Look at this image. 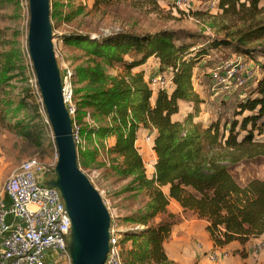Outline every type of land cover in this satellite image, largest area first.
<instances>
[{
	"label": "trees",
	"instance_id": "trees-1",
	"mask_svg": "<svg viewBox=\"0 0 264 264\" xmlns=\"http://www.w3.org/2000/svg\"><path fill=\"white\" fill-rule=\"evenodd\" d=\"M93 1L94 6H99L114 0ZM262 1L218 0V7L224 14L249 11L255 17L264 13V6L260 7ZM54 16L52 10L51 18ZM60 39L65 45L80 49L109 66L120 65L128 73L127 77L112 79L110 86L105 87L102 84L107 78L96 63L93 68L82 72L99 86L73 93L75 123L81 121L87 112L91 118L108 121L105 125L79 129L82 138L89 142L92 136L100 139L114 137V144L106 149L114 156L111 170L121 178H131V184L145 191L148 197L142 209L125 219L141 228L120 233L124 264L167 260L163 244L178 220L177 215L168 211L170 200L207 222L205 230L215 247L222 248L232 242L244 245L264 234V179H252L241 187L232 175L233 165L220 161L217 154L219 148L238 150L253 144L257 136L264 138V66H261L262 77L250 88L246 99L236 105L233 115L240 119L231 122L222 123L219 118L207 124L195 122L202 100L192 86L194 69L211 50H227L237 58L258 53L264 58V44L260 48L247 47L255 41L264 43V17L256 19L246 31L231 39L209 38L185 31L142 35L116 32L95 37L67 33ZM150 58L158 61L159 71L173 69V91L170 94L158 92L154 100L143 72L129 73ZM16 60L13 49L0 51V106L6 109L0 110V120L11 112V103L2 95L16 77L12 73ZM209 80L211 83L210 77ZM179 101L192 103L194 111L182 121H174L172 117L179 112ZM23 107H27L24 102L16 111ZM14 128L23 138L32 139L34 136L31 127H23L22 122L15 123ZM141 129H155L153 151L156 161L150 177L145 174L141 155L135 146L136 134ZM241 132L245 133L238 140ZM77 153L88 163L94 159L93 153ZM165 188L167 192H164ZM158 216L163 218L154 225L150 224ZM128 242H131V248L125 249V253L124 245Z\"/></svg>",
	"mask_w": 264,
	"mask_h": 264
},
{
	"label": "rangeland",
	"instance_id": "rangeland-1",
	"mask_svg": "<svg viewBox=\"0 0 264 264\" xmlns=\"http://www.w3.org/2000/svg\"><path fill=\"white\" fill-rule=\"evenodd\" d=\"M210 1L196 0L192 10L184 13L174 7L172 0H114L99 6H94L93 0H50V11L55 12V16L51 18L53 43L61 68L66 66L73 73V93L75 90L90 91L99 86L82 72L93 68L96 63L101 66L107 78L102 84L105 87L110 86L112 79L127 77L128 73L120 65L109 66L105 61L93 59L80 49L65 45L60 39L63 34L81 33L95 37L116 32L142 35L160 31H185L209 38L231 39L240 32L246 31L250 23L264 17V13L252 17L249 11L224 14L218 6L215 10H209L207 4ZM263 6L264 0L260 3V7ZM28 18V0H0V51L13 49L17 58L15 70L12 72L16 77L14 76L15 78L5 89L6 94L2 95L4 99H8L5 101L11 103V112L0 120V199L4 198L2 187L5 180L13 168L22 161L30 157H37L43 163L54 161V141L51 129L45 123L36 93L34 74L30 73L32 68L26 43ZM262 44L264 43L255 41L247 47L260 48ZM237 57L227 50H211L209 55L194 69L192 86L202 100L198 106V117L194 121H204L203 124H207L217 118L222 123L240 119L233 115L236 105L246 99L250 88L262 77L261 66H264V58L258 53L252 54L251 57H240L246 63L252 62L257 68L256 74L254 80L251 79L252 81L246 86L235 88L230 93H221L212 87L209 80L210 70L222 62ZM125 59L128 57L126 56ZM144 66L133 68L129 73L134 75L142 71L146 83L151 73L158 70L159 64L151 59ZM22 101L27 107L16 111V108L23 103ZM0 110L6 109L0 106ZM13 111L16 112L13 113ZM193 111V104L186 102L180 106L175 118L182 121ZM89 113L87 112L81 121L76 120L80 129L91 125L108 124L107 120L91 118ZM18 122H22L23 127H31L34 131L32 139L23 138L17 134L14 127ZM244 133L241 132L238 140ZM254 140L253 144L238 150L219 148L217 152L220 161L230 162L233 165L232 175L241 187L252 179H264V138L257 136ZM97 147L98 144L96 146L88 141H86L84 150L77 147V152L80 151L81 154L86 152L94 154V159L89 163L83 155L78 156L80 169L91 176L92 184L101 192L110 213L111 222H113L111 225L120 231L119 235L121 232L141 228L125 219L133 216L145 206L148 202L146 192L136 189L135 185L131 184V178L124 179L117 176L111 170L114 156L107 152L109 163H104L102 159L106 151L102 145H99V150ZM85 161L86 164H84ZM144 161L146 165L144 168L148 170L150 161L147 158H144ZM184 212V219L194 218L192 213ZM177 216V223H179L182 218ZM162 218L163 216H158L151 220L150 224L154 225ZM198 230V235L191 234L182 242L168 237L163 244L167 260L159 263L149 261L146 264H200L199 257L209 243V238L205 235L204 228L199 227ZM129 245L131 242L124 245V250L131 248ZM177 253L181 256L180 259L175 257ZM233 254L244 257V250H236L230 256H234ZM260 255L254 256V259ZM51 257L52 255H49V258ZM52 264H71V261L63 256Z\"/></svg>",
	"mask_w": 264,
	"mask_h": 264
},
{
	"label": "built area",
	"instance_id": "built-area-1",
	"mask_svg": "<svg viewBox=\"0 0 264 264\" xmlns=\"http://www.w3.org/2000/svg\"><path fill=\"white\" fill-rule=\"evenodd\" d=\"M172 2L177 10L188 13L194 7L196 0H172ZM207 6L209 10H215L218 0H211ZM61 70L62 96L72 119L73 138L76 147L84 150L86 140L81 137L80 127L74 121L76 105L73 101V73L66 66ZM209 74L213 87L230 93L235 88L245 86L255 76L256 67L251 62L246 63L243 59L237 58L222 62L210 70ZM146 84L152 93V98L158 92L170 94L174 89L173 69L167 68L153 73L148 77ZM35 86L45 123L50 128L39 90L37 85ZM154 133L155 129H152L145 135L146 144H153ZM92 138L97 137L92 136ZM99 149L98 145L97 150ZM56 159L57 152L54 145L53 162L43 163L37 157H30L14 168L5 180L2 187L4 198L0 199V264H52L60 257L69 258L66 241L70 232V218L64 211L58 191L43 187L41 184L45 176L53 173ZM102 160L108 162L107 151ZM119 232L111 225L109 250L104 264H124ZM263 251V241L255 243L251 249L255 257ZM49 255L52 257L49 258ZM229 256V253L216 246L208 254V259L217 263Z\"/></svg>",
	"mask_w": 264,
	"mask_h": 264
},
{
	"label": "water",
	"instance_id": "water-1",
	"mask_svg": "<svg viewBox=\"0 0 264 264\" xmlns=\"http://www.w3.org/2000/svg\"><path fill=\"white\" fill-rule=\"evenodd\" d=\"M50 6V0H28L27 52L57 152L53 173L41 184L58 191L70 218L66 247L71 264H104L111 217L100 192L78 165L72 119L62 96Z\"/></svg>",
	"mask_w": 264,
	"mask_h": 264
},
{
	"label": "crops",
	"instance_id": "crops-1",
	"mask_svg": "<svg viewBox=\"0 0 264 264\" xmlns=\"http://www.w3.org/2000/svg\"><path fill=\"white\" fill-rule=\"evenodd\" d=\"M151 59L157 61L155 58H150L146 62V64H148V62ZM146 64H144V65H146ZM157 64H158V61H157ZM144 65H143V67H145ZM143 67L141 66V68H143ZM157 71H159V70H157ZM157 71H155L154 73H156ZM152 74L153 73H151V75ZM194 91H195V89H194ZM152 100H154V97L152 98ZM184 103H186V102L179 101L178 102L179 108ZM176 115H174L172 117V120L180 121L179 119L175 118ZM195 122H197V121H195ZM148 132L149 131L147 129H141V130H139L137 132L135 146L137 147L138 153L141 155V158H142V161H143V164H144L145 168H146V165H145L144 158H147L150 161V164L148 165L149 169L145 170L146 176L150 177L153 174V171H154L153 166H154V163L156 161V155H155V153L153 151V144H146L144 142V137H145V135L148 134ZM89 142L94 143L95 145H97V144L100 145V146L102 145L105 149H107V148L111 147L114 144L115 139H114V137H107V138H103V139H100V138H94L93 139L92 138L91 141H89ZM104 163L107 164L109 162H104ZM16 167H14V168H16ZM89 178H90L91 182L93 183V180H92L91 176H89ZM164 192H167L166 188L164 189ZM168 211L170 213H172V214L179 215L182 218L181 222H179V223L176 222L174 224V226L172 227V230L170 232V235H169V237L173 238L177 242L184 241L191 234H193V235L197 234L198 235L199 227L200 228H204L205 235L209 238V243L207 244V246L204 247V251L202 252V255L199 257L200 264H241V263H243V264H264V252L256 259H254V256L251 253V249H252V247H253V245L255 243L261 242V241L264 242V234L259 236L258 238L250 239L244 245H240L238 242H232V243L222 247V250L227 252V253H229V255L231 253H233L234 251H236V250H239V251H243L244 250V257H241L239 255H234L233 254L234 256H229L228 258H226L224 260H221V261H219L217 263L216 262H211L208 259V254L211 253L216 247L214 246L213 241L209 237V234L205 230L207 222L205 220L199 219L196 216V214L193 213L192 211H187V212L192 213L194 218L192 220L184 219V213H185L184 210L174 200H170L169 205H168ZM178 245L183 246L182 244H178ZM180 249H181V247H180ZM178 253H180V252H178ZM178 253H177V255L175 257L180 259L181 256L178 255ZM240 261H241V263H240Z\"/></svg>",
	"mask_w": 264,
	"mask_h": 264
}]
</instances>
